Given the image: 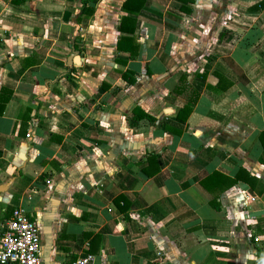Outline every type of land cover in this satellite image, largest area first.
<instances>
[{
    "label": "crops",
    "instance_id": "crops-1",
    "mask_svg": "<svg viewBox=\"0 0 264 264\" xmlns=\"http://www.w3.org/2000/svg\"><path fill=\"white\" fill-rule=\"evenodd\" d=\"M143 1L0 0V236L21 209L42 264H264L261 0Z\"/></svg>",
    "mask_w": 264,
    "mask_h": 264
},
{
    "label": "built area",
    "instance_id": "built-area-1",
    "mask_svg": "<svg viewBox=\"0 0 264 264\" xmlns=\"http://www.w3.org/2000/svg\"><path fill=\"white\" fill-rule=\"evenodd\" d=\"M91 253L80 256L74 264H95ZM0 264H42L41 231L29 215L16 209L0 236Z\"/></svg>",
    "mask_w": 264,
    "mask_h": 264
},
{
    "label": "trees",
    "instance_id": "trees-1",
    "mask_svg": "<svg viewBox=\"0 0 264 264\" xmlns=\"http://www.w3.org/2000/svg\"><path fill=\"white\" fill-rule=\"evenodd\" d=\"M26 1L27 0H13V2L15 4H17V5H21L24 2H26ZM135 1H137V4L135 5V7L131 8L130 5H134ZM88 2H89V0H82V4H83L82 14L92 15L93 14V10L87 7ZM144 5H145V2L143 0H127V2L124 4V8H125V10L132 11L133 14H138L141 11V9L144 7ZM263 10H264V0H262L261 2L255 4L254 6H252V7L249 8V11H251V12H254V11H263ZM121 76H122V78L129 85H132V84L135 83L134 73L133 72H130V71L122 72L121 73ZM219 80H220V83H221V80H222V77L221 76H219ZM241 80H245V78H244L243 75H241ZM177 92H179V91H177ZM6 104L7 103L5 102L1 106L2 111L5 108ZM185 111H187L188 113H190L191 112V109L190 108H187V109H185ZM143 117L151 120V118L149 116H147V115H144ZM261 140H262V138H261ZM263 142H264V140H262V143ZM243 175H247L246 172L244 170L239 171V173L237 174L236 178L234 180H231L232 182H230V184H235V183H237L239 181H242V180H246L247 179L246 182L248 184H250L252 186V188H254L257 181L256 180H251L249 178H244ZM203 185L209 191V189L206 187V185H208V183L207 182H204ZM122 200H123V198H119V199L117 198L115 200V203L118 204L119 201H122ZM126 205H127V209H126L125 212H127L129 210V208H130V205H129L128 202L126 203Z\"/></svg>",
    "mask_w": 264,
    "mask_h": 264
},
{
    "label": "rangeland",
    "instance_id": "rangeland-1",
    "mask_svg": "<svg viewBox=\"0 0 264 264\" xmlns=\"http://www.w3.org/2000/svg\"><path fill=\"white\" fill-rule=\"evenodd\" d=\"M234 1L235 0H227V4L226 5H224V6H222V5H220V8H226V9H228L229 10V12H231V14L232 15H234V14H239V10L241 11H243V12H245L244 10L246 9V8H244V7H239L238 6V4L236 3V4H234ZM249 1H251V0H249ZM262 1V0H261ZM260 1V2H261ZM228 3H230V5L228 4ZM259 3V2H258ZM254 6V5H253ZM249 7V6H248ZM247 7V12H249V13H253V12H251V11H249V8ZM252 7V6H251ZM254 12H260V13H262L261 14V18L262 17H264V10L263 11H254ZM263 23V22H262ZM262 28H264V23H263V25H262Z\"/></svg>",
    "mask_w": 264,
    "mask_h": 264
}]
</instances>
